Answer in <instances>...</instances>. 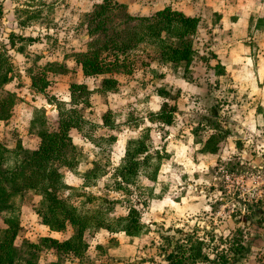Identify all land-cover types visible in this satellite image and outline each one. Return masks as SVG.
I'll return each mask as SVG.
<instances>
[{
	"label": "rangeland",
	"instance_id": "rangeland-1",
	"mask_svg": "<svg viewBox=\"0 0 264 264\" xmlns=\"http://www.w3.org/2000/svg\"><path fill=\"white\" fill-rule=\"evenodd\" d=\"M115 1L125 3L127 12L136 16L162 9L168 0ZM101 2L0 0V51H7L15 74L7 87L21 95L8 127H0V141L10 147L20 141L24 148L35 149L39 139L29 133L34 108L45 110L50 128H56V106L48 104L45 95L28 90L27 71L46 62L65 64L70 71L50 78L48 96L69 102L71 83L94 90L89 105H79L84 125L70 131L81 153L79 164L74 171L61 169L65 183L76 190L72 201L86 206V193L109 198L115 202L112 216H125L134 207L145 226L139 236L87 232L89 248L84 257L63 264H167L160 250L164 237L183 242L188 236L201 241L210 258L224 255L230 264H264V114L260 112L264 107L260 100L226 80L224 68L205 49L211 37L200 31L194 39L198 54L189 71L149 59L147 66L142 65L140 58L132 73L113 75L118 81L116 92H96L100 78L84 76L73 54L86 49L91 38L85 14ZM214 23L210 18L201 26L204 30ZM11 34L34 41L13 38L15 48L24 49L20 54L10 48ZM165 103L171 110L169 125L155 116ZM107 112H111L109 127L103 123ZM146 134L151 165L139 172L135 184L127 186L130 194L113 190L111 170L122 164L127 141ZM212 148L215 153L208 151ZM94 162L105 173L86 187L83 176ZM40 201L33 194L13 200L20 222L17 247L23 240L37 242L44 237L46 229L34 211ZM50 235L65 240L72 229ZM233 240L244 251L225 252ZM56 261L54 254L45 252L39 264Z\"/></svg>",
	"mask_w": 264,
	"mask_h": 264
},
{
	"label": "trees",
	"instance_id": "trees-1",
	"mask_svg": "<svg viewBox=\"0 0 264 264\" xmlns=\"http://www.w3.org/2000/svg\"><path fill=\"white\" fill-rule=\"evenodd\" d=\"M85 18L91 39L84 51L74 52L73 60L84 76L100 78L95 90L98 93L116 92L118 81L113 75L132 73L140 58L142 65L147 66L145 60L149 59L173 67H183L185 72L189 71L198 54L194 39L198 33L200 18L188 16L171 6L149 15L134 16L127 12L125 3L102 0L93 6L91 12L85 14ZM261 23H264V19L257 21L258 26ZM13 38L18 42L34 41L30 37L11 34L10 48L20 54L24 49L22 46L15 48L17 42ZM69 71L65 64L58 62H46L27 71L30 90L45 95L47 103L56 106V128H50L45 110L34 108L29 133L39 139L35 149L24 148L20 141L13 147L0 141V217L3 224H0V264H39L45 252L56 256L57 261L51 264H63L71 258L81 261L89 248L85 241L87 232L105 230L110 234L139 236L145 227L140 220L139 211L134 207H130L125 216H112V205L115 202L109 198L86 193V206L85 203L77 206L72 201L76 190L65 183L61 169L74 171L79 164L81 153L73 143L70 131L80 130L84 125L79 105L88 106L94 90L83 83H71L69 102L48 96L46 91L50 78ZM13 72V64L7 51H0V89L12 81L15 75ZM159 95L162 96L163 92L160 91ZM18 102L20 99L15 92L5 91L0 95V121L9 123ZM110 113L103 115V123L108 127L111 124L108 119ZM155 116L162 124L169 125L172 122L171 110L166 103ZM147 137L146 134L143 138L127 141L122 164L111 170L113 190L130 194L127 186L135 184L139 172L151 165L149 147L144 141ZM214 139L212 137L210 141L213 142ZM112 140H115L114 137ZM208 151L215 153L216 149ZM104 173L105 170L99 163L94 162L93 167L83 176L86 187L95 185V181ZM154 174L150 179H153ZM30 194L41 197L34 208L41 224L54 233L71 228L72 235L69 238L59 240L44 236L37 242L23 240L20 247L15 245L20 222L13 200L17 197L26 198ZM89 204H94V207L88 206ZM5 214L6 217L3 216ZM164 240L165 246L160 250L167 264H230V260L224 255L210 258L202 250L204 244L190 236L183 242H174L169 237H164ZM229 251L232 255L238 254L244 251V247L238 240H233L225 252ZM242 257L243 254L235 263Z\"/></svg>",
	"mask_w": 264,
	"mask_h": 264
},
{
	"label": "crops",
	"instance_id": "crops-1",
	"mask_svg": "<svg viewBox=\"0 0 264 264\" xmlns=\"http://www.w3.org/2000/svg\"><path fill=\"white\" fill-rule=\"evenodd\" d=\"M241 3L242 0H168L166 5L175 7L188 16L201 19L198 32L211 37V42L207 43L209 47L206 46L205 49L207 53H212L215 63L224 68L226 80L251 94L254 99L260 100L261 107H264V23L257 25V21L264 17L250 14L244 18L242 15L244 10L241 8L237 11ZM210 18L214 19L215 23L203 30L201 24ZM29 85L28 78V90ZM7 86L9 83L3 87L4 91H16ZM16 93L20 98L21 95L17 91ZM260 112L264 114V110ZM8 125V122L0 121V127L7 128ZM44 229H46L44 236H51L50 233H54L46 227Z\"/></svg>",
	"mask_w": 264,
	"mask_h": 264
},
{
	"label": "clouds",
	"instance_id": "clouds-1",
	"mask_svg": "<svg viewBox=\"0 0 264 264\" xmlns=\"http://www.w3.org/2000/svg\"><path fill=\"white\" fill-rule=\"evenodd\" d=\"M241 8L244 10L242 14L244 18L250 14L264 17V0H247V2L242 0V3L237 7V11Z\"/></svg>",
	"mask_w": 264,
	"mask_h": 264
}]
</instances>
